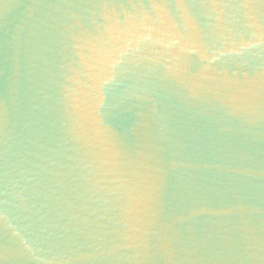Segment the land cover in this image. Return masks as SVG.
Instances as JSON below:
<instances>
[{
  "label": "water",
  "instance_id": "obj_1",
  "mask_svg": "<svg viewBox=\"0 0 264 264\" xmlns=\"http://www.w3.org/2000/svg\"><path fill=\"white\" fill-rule=\"evenodd\" d=\"M0 264H264V0H0Z\"/></svg>",
  "mask_w": 264,
  "mask_h": 264
}]
</instances>
